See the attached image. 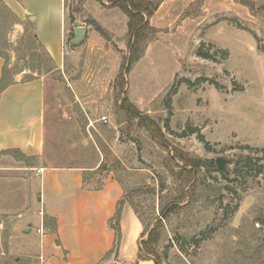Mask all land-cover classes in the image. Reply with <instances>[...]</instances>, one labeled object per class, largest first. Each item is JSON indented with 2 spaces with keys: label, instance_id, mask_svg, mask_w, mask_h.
<instances>
[{
  "label": "rangeland",
  "instance_id": "1",
  "mask_svg": "<svg viewBox=\"0 0 264 264\" xmlns=\"http://www.w3.org/2000/svg\"><path fill=\"white\" fill-rule=\"evenodd\" d=\"M153 1L161 6L149 19L154 31L119 77L130 40L119 7L64 0L55 64L28 18L0 0L1 84L35 75L45 83L44 152L22 164L92 169L95 179L111 170L141 220L139 241L152 231L149 253L141 250L147 260L264 264V0ZM79 26L83 37L71 43ZM145 116L161 128V142ZM183 155L200 161L189 185L178 179L190 169ZM28 172L6 178L7 198L20 208L4 215L0 264H41L44 227L55 242L36 171Z\"/></svg>",
  "mask_w": 264,
  "mask_h": 264
},
{
  "label": "crops",
  "instance_id": "2",
  "mask_svg": "<svg viewBox=\"0 0 264 264\" xmlns=\"http://www.w3.org/2000/svg\"><path fill=\"white\" fill-rule=\"evenodd\" d=\"M19 18L31 22L38 42L51 61L58 64L63 56L64 0H5ZM161 6L158 5L155 15ZM152 15V16H153ZM151 16V17H152ZM150 19V18H149ZM4 60L0 57V81ZM45 83L41 77L3 84L0 89V229L6 212L20 208L7 198L6 178H22L35 170L44 216L51 220L55 242H49L44 227L39 233L36 257L41 264H131L137 259L142 232L141 221L128 201L121 205L120 242L112 249L115 232L109 221L117 204L124 199V189L111 171L95 179V170L80 167L36 166L33 159L42 156L45 144ZM31 160L22 164V160ZM38 169H41L37 172ZM99 174V173H98ZM88 178V182L84 179ZM36 178V177H34ZM100 181L99 188L92 185ZM96 183V182H95ZM42 211H40L41 213ZM55 218V219H54ZM49 227V226H48ZM40 227L37 228V232ZM138 264H153L139 260Z\"/></svg>",
  "mask_w": 264,
  "mask_h": 264
},
{
  "label": "trees",
  "instance_id": "3",
  "mask_svg": "<svg viewBox=\"0 0 264 264\" xmlns=\"http://www.w3.org/2000/svg\"><path fill=\"white\" fill-rule=\"evenodd\" d=\"M98 2H102L103 0H95ZM110 3H112L113 6L119 7L124 13L128 16L127 21V32L130 37L129 43H128V51L127 55L124 59V63L122 66V71L118 74L119 77H124L126 74L129 73L132 65L138 61V59L141 56L142 47L140 44L143 40H145L146 35L150 32H153L154 29L149 23V18L153 15L155 10L157 9L158 4L155 3L153 0H106ZM97 28H100L97 26ZM200 56L208 58L209 55L206 53H203L201 55V52L199 53ZM2 88V84L0 81V89ZM134 114L137 112L134 107L129 109ZM142 120L145 122V126L148 128V131L150 132L151 136L155 138L157 142H161V139L163 138V133L161 128L154 123L152 119L145 116L142 118ZM201 138V137H200ZM201 140H203L201 138ZM179 160H182L184 165H187L190 167V169L183 168L182 171L179 173L180 177H178L179 180L182 182H185L186 184H191L193 181L195 174H193V170L199 166V160H193L190 159L188 156H181L179 157ZM111 171V170H109ZM108 171V172H109ZM260 169H258L257 172H259ZM85 181L88 180L87 177L84 179ZM118 180V179H117ZM119 183L122 185L124 189V185L121 180H118ZM88 182V181H86ZM102 184H100V181H96V187H100ZM183 197V196H182ZM128 201L131 205L132 202L128 199L120 200L117 204V209L115 212V215L112 219L109 221L110 227L115 232V239L112 246L111 251L109 254L115 253L118 250L119 242H120V228H119V218H120V211H121V205L123 201ZM133 206V205H132ZM170 206L169 209L174 208V204H168L167 207ZM134 208V207H133ZM135 211V210H134ZM166 211L168 212V208H166ZM165 212V210H164ZM135 214L137 215L136 211ZM139 218V216L137 215ZM140 220V218H139ZM141 221V220H140ZM264 222V221H263ZM151 232L148 233L147 240L145 241H139L138 243V253H137V259L135 262H132L131 264L138 263L139 260H146L148 258L145 257L143 253H141V250L147 251L149 253V250L152 246V243L155 241V239H152ZM151 237V238H150ZM153 262L155 264H159L158 260L155 258L153 259Z\"/></svg>",
  "mask_w": 264,
  "mask_h": 264
},
{
  "label": "water",
  "instance_id": "4",
  "mask_svg": "<svg viewBox=\"0 0 264 264\" xmlns=\"http://www.w3.org/2000/svg\"><path fill=\"white\" fill-rule=\"evenodd\" d=\"M83 34H84V28L82 26L76 27L74 29V36L71 39V43L79 42L82 39ZM215 163L217 168L224 170L227 161L222 157H217Z\"/></svg>",
  "mask_w": 264,
  "mask_h": 264
},
{
  "label": "built area",
  "instance_id": "5",
  "mask_svg": "<svg viewBox=\"0 0 264 264\" xmlns=\"http://www.w3.org/2000/svg\"><path fill=\"white\" fill-rule=\"evenodd\" d=\"M41 169H38L37 172H39Z\"/></svg>",
  "mask_w": 264,
  "mask_h": 264
}]
</instances>
